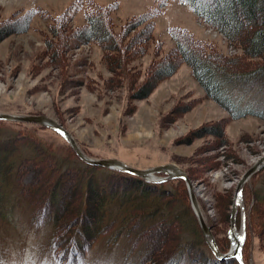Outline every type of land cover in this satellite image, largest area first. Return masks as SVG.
Segmentation results:
<instances>
[{"label": "rangeland", "instance_id": "rangeland-1", "mask_svg": "<svg viewBox=\"0 0 264 264\" xmlns=\"http://www.w3.org/2000/svg\"><path fill=\"white\" fill-rule=\"evenodd\" d=\"M90 19L100 20L104 30L92 29L94 37L85 38L82 35ZM256 27L245 26L244 37L254 36ZM176 40L199 47L211 57L234 58L237 68L252 69L262 62L245 57L242 48L184 0H0V113L53 118L93 158H114L135 168L177 164L189 173L203 216L224 248L236 184L264 154V117H230L205 93L189 64L179 58ZM115 41L117 46L108 49ZM162 61L174 63V71L160 78L145 97L133 98ZM248 96L258 105L264 102V90L259 87ZM0 135L22 138L18 149L7 148L8 157L0 146V173L16 157L29 154L30 165L21 168L18 163L14 168L24 170L23 181L35 173L47 190L58 188L54 201L70 197L71 204L57 211L56 229L58 245L65 238L68 245L77 223L92 219L90 209L88 215L81 214L95 197L84 182L91 175L99 179V169L66 160L67 141L36 123L0 121ZM32 141L39 146L36 152ZM249 180L244 213L252 206L249 188L254 184L260 210L257 214L253 209L252 221L260 233L248 237L247 264H264V168L251 185ZM164 187L165 195L162 189L150 191L153 206L143 202L147 195H134L135 202L144 203L136 210L143 212L140 217L148 215L147 208L156 212H151L154 227L146 229L144 237L136 238V230H130L131 235L128 232L130 237L122 234L124 229L112 230L114 235L103 230L97 240H88L81 264H154L153 259L158 264L225 263L213 258L198 236L199 224L191 216L194 211L183 183L172 181ZM37 195L39 201L46 198ZM0 199L10 211L5 214L9 222L0 228V264H53L40 257L51 224L32 225V204L17 190L3 191ZM41 217L35 219L43 221ZM236 223L239 230V209ZM229 247L230 240L225 252Z\"/></svg>", "mask_w": 264, "mask_h": 264}, {"label": "trees", "instance_id": "trees-1", "mask_svg": "<svg viewBox=\"0 0 264 264\" xmlns=\"http://www.w3.org/2000/svg\"><path fill=\"white\" fill-rule=\"evenodd\" d=\"M184 1L188 3L206 22L214 26L219 32L223 33L235 45L242 48L243 55L245 57L260 58L263 63H258L257 66L252 69L237 68L236 61L233 60L234 58L224 59L221 57H211L209 56V54L206 55L199 47H195L194 45L188 44L185 41L180 42V40H176L175 48L179 55V58L189 64L194 77L203 87L205 93L221 106H223L229 113L230 117L236 118L247 114L264 117V102L261 101V104L258 105L248 96V93L254 87H259L260 89L264 90V0H211L212 3L209 4L206 3L205 0ZM254 24L255 26L257 25L254 36L249 38L244 37V27L252 26ZM132 28L134 27H131L130 29ZM92 29H96V31L104 30L100 20L90 19L87 32H84L82 36L85 38L94 37V35L92 34ZM105 36H107V34L104 35V37ZM113 42L111 43V47H107L108 49L117 46V41H115V43ZM121 48L122 47H120L119 49L121 50ZM174 66L175 64L170 61L159 62L158 65L155 66V70L151 74V76L145 79L142 85L139 87L140 93L139 91L136 92L133 98L145 97L160 78L170 75L174 71ZM0 121L5 122V120ZM39 126L44 128V126ZM20 139L22 138H17L16 135H11L10 137L5 138L1 137L0 135V146L3 150H5L3 152V155L7 157L10 155L7 151V148L9 149L10 147H12L13 151L15 149H18L22 145L19 143ZM4 143H6L7 145ZM26 143L29 142L25 141V144ZM31 145L33 148L32 150L36 152L39 146L36 145V143L33 141L31 142ZM66 145L69 149L65 155L66 160L69 159L72 162L80 163L92 169L98 168L101 173L99 174V179H94V177H92L91 175L88 176L84 182L85 186H87L88 188L90 187L92 191L91 193H94L95 197L92 200L93 202L92 204H90V206L85 205V208H83V212L81 214H84V216L88 215V210L90 209L91 214L89 217H91L92 219H88L84 222L80 221L77 223V226H75L76 232L72 237V241L69 242L68 245L66 244L68 241L67 238H65L64 241L60 242L62 244V247L58 245L56 229H58L57 224L60 221V214L58 213V210H61V207L63 210L67 208L69 204H71L70 197H67L65 199H62L63 197H59L57 201H54L55 189L58 188L51 187V190H47L49 188L42 186L43 184L39 182V179L34 177L35 173L27 182L23 181L22 178L24 170L22 169L20 172L18 170L23 166L26 167V165H30L29 163H27V160L30 159L29 154L27 157L25 156L27 159L25 157H23L22 159L16 157L11 165H9V167H6V170L3 172L4 174L0 173V197L3 191L7 193H12L14 190H17V192H21V195L24 196L29 201V203L32 204L30 209V211H32L30 212L31 224L36 226V228L44 226V222L51 224V230L49 231L50 236L46 238V241L45 243H43L40 251V257L43 258L45 256L44 258H47L50 263L81 264L84 259L83 256L86 252L84 250H86L85 248L88 240H92L91 243L97 240L98 236H100L103 230L104 232L114 235L115 233L112 232L115 231L112 230L115 229L118 231L124 229V232L122 234H124V236L126 237H130V230H136V232L134 231V236L136 238L141 236L144 237L146 235V233L144 234L145 230L153 226L151 225L154 222H151V214L154 213V210L152 209L150 211L152 207L147 208L149 213L147 216L143 215L144 217H140L143 212H137L136 210L139 208L138 206H141L148 201L151 203V206H153V200H150L149 196L151 190L162 189V195L168 193L166 187H164L166 183L172 181L183 183V187H185L184 193L186 194V198L189 202L188 192L186 190L184 181L181 178L175 177L160 182H151L120 170L108 169L98 165H91L80 160L73 152L71 147L68 144ZM18 163L20 164L19 166L21 168L14 169L16 167L15 165L18 166ZM65 164L66 163H63V167ZM263 168L264 166L250 177V185L253 177L258 174ZM70 171L71 169L69 168L67 172ZM187 174L189 173L187 172ZM61 176L62 174H59L57 178H60ZM56 182L58 181L56 180ZM245 186L246 183L242 189V199L244 207L246 206L244 193ZM249 189L250 191H252L253 203L250 209H248L247 214L245 212L246 232L242 247V259L244 264H247L246 242H248L249 235H252L253 233L256 236H259L260 233V230L256 231V228L253 225L252 221L253 209L255 208L254 213L257 214L260 210L255 202L256 189L254 188V184H252L251 188ZM44 190H47V192H45ZM38 193H40L42 196L44 195V197L46 196V198L39 201V197L37 195ZM139 194L147 195V198L143 201L144 203L138 201L135 202L133 200L134 195ZM258 194H260L258 200L261 201V199H263L262 194L260 193V191H258ZM86 195L87 191L84 192V195L82 196L83 199L86 198ZM154 204L155 206L157 205L156 202ZM229 204H232V201ZM95 209L96 212L92 211ZM185 209L186 211H188L186 207ZM6 211L7 210L4 209L3 204L0 203V228H2L7 221L9 222V218L5 214H9L10 211ZM37 215H42L43 217H41V220L43 218L44 220L40 221V219H35ZM193 215L194 213H191V216L193 217V220L197 226V219L195 215ZM227 218H230L229 212ZM104 220H108L107 224L103 223ZM85 222L87 223V225H85ZM137 222L139 224H135ZM138 228L140 230H138ZM210 228L212 230L211 226ZM197 233L204 244L209 248L205 238L203 237L200 227L199 231L197 230ZM213 234L218 249L221 252H225L229 246L228 237H225L227 246L223 248V246L220 245L219 240L214 232ZM43 250L45 251V254L42 253ZM209 252L214 258L215 256L210 248ZM68 254L69 257H67ZM214 260L218 262L216 258ZM224 261L225 263L223 264H239L235 258H229ZM153 262L154 264L159 263V261L156 259H153Z\"/></svg>", "mask_w": 264, "mask_h": 264}, {"label": "water", "instance_id": "water-1", "mask_svg": "<svg viewBox=\"0 0 264 264\" xmlns=\"http://www.w3.org/2000/svg\"><path fill=\"white\" fill-rule=\"evenodd\" d=\"M0 120L32 122L53 129L55 132H57L67 141L73 152L80 160L91 165H98L108 169L120 170L141 177L151 182H160L175 177L183 179L186 189L188 191L190 204L196 216L203 237L205 238L214 256L217 259H221V260L235 258L239 264H244L241 253L245 239V228H244L245 213H244V204L242 199V188L244 184L249 180V178L255 172H257L262 166H264V154L254 161V163L241 175V177L239 178L236 184L231 210H230V218H229L230 226L228 230V237L230 240V247L227 252H221L217 247L211 228L206 222L205 217L203 216V213L199 207V203L196 198L192 181L190 180L184 169L179 167L177 164L166 163V164H160L147 168H135L128 166L126 163L114 158L90 157L82 151V149L77 144L75 138L67 129H65L55 119L45 115H33V114L17 115V114L0 113ZM57 129L61 131H57ZM238 209L240 211L239 230L237 229V223H236V214Z\"/></svg>", "mask_w": 264, "mask_h": 264}, {"label": "snow or ice", "instance_id": "snow-or-ice-1", "mask_svg": "<svg viewBox=\"0 0 264 264\" xmlns=\"http://www.w3.org/2000/svg\"><path fill=\"white\" fill-rule=\"evenodd\" d=\"M57 131H61V130L57 129ZM62 134H63V133H62ZM241 239H242V237H241Z\"/></svg>", "mask_w": 264, "mask_h": 264}, {"label": "bare ground", "instance_id": "bare-ground-1", "mask_svg": "<svg viewBox=\"0 0 264 264\" xmlns=\"http://www.w3.org/2000/svg\"><path fill=\"white\" fill-rule=\"evenodd\" d=\"M48 128V127H47ZM218 247V246H217ZM198 254V253H197ZM195 261V260H194Z\"/></svg>", "mask_w": 264, "mask_h": 264}]
</instances>
